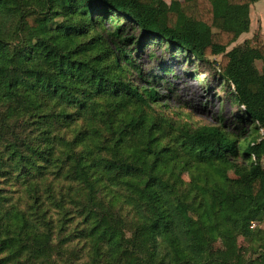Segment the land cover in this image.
<instances>
[{
	"label": "trees",
	"instance_id": "1",
	"mask_svg": "<svg viewBox=\"0 0 264 264\" xmlns=\"http://www.w3.org/2000/svg\"><path fill=\"white\" fill-rule=\"evenodd\" d=\"M257 1L0 0V264H264V41L227 51ZM154 45L209 66L229 119L168 115ZM224 220L256 245L217 248Z\"/></svg>",
	"mask_w": 264,
	"mask_h": 264
},
{
	"label": "rangeland",
	"instance_id": "2",
	"mask_svg": "<svg viewBox=\"0 0 264 264\" xmlns=\"http://www.w3.org/2000/svg\"><path fill=\"white\" fill-rule=\"evenodd\" d=\"M170 4L173 0H164ZM180 1V0H178ZM253 35H241L235 43H233L227 51L237 48L240 52H245L248 48L254 46ZM139 64L145 73H153L163 77V83L157 84V91L165 95L168 99L163 103L170 107L172 113H183L189 115V118L181 117L180 122H187L192 127L203 125H215L218 123L219 117L228 120L236 107L230 103L228 96L223 88L220 87L212 70L209 66H199L198 68L191 62L186 61L183 56L170 55L164 50L163 46H148L141 56L138 58ZM212 61H219V57H211ZM164 66L169 69L168 73L162 72ZM162 110V109H161ZM186 123V124H187ZM261 166L264 168V157L261 159ZM236 169L230 167L227 175L234 178ZM183 180L188 182V176L183 175ZM12 191H16L12 188ZM14 202L24 203L21 193L13 195ZM70 217V216H69ZM57 219V216L54 218ZM70 219V218H68ZM76 221H74L75 223ZM66 223V227H73ZM252 228L264 229V224H253ZM57 232H55V235ZM218 241L215 244L217 248H222V238H235L239 246L251 250L256 244L243 237L235 234L233 224L230 220H224L217 228ZM59 239L55 238V242ZM140 246L142 252H146L145 236H141Z\"/></svg>",
	"mask_w": 264,
	"mask_h": 264
},
{
	"label": "crops",
	"instance_id": "3",
	"mask_svg": "<svg viewBox=\"0 0 264 264\" xmlns=\"http://www.w3.org/2000/svg\"><path fill=\"white\" fill-rule=\"evenodd\" d=\"M249 32L243 35L259 33L264 41V0H259L249 8Z\"/></svg>",
	"mask_w": 264,
	"mask_h": 264
}]
</instances>
